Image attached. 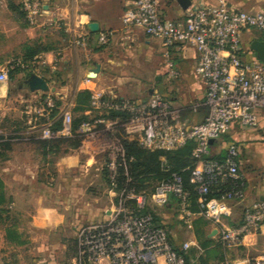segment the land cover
Instances as JSON below:
<instances>
[{
    "label": "built area",
    "instance_id": "obj_1",
    "mask_svg": "<svg viewBox=\"0 0 264 264\" xmlns=\"http://www.w3.org/2000/svg\"><path fill=\"white\" fill-rule=\"evenodd\" d=\"M168 1L128 0L122 24L127 31L139 28L163 41L169 76L180 75L170 56L171 48L189 46L197 51L196 75L206 85V96L189 109L198 113L206 108L205 120L192 123L185 117L183 108L166 101L158 91L142 99L92 92L86 114L96 113L99 118L83 122L79 131L88 136L94 134L93 128L99 124L107 125L108 129L121 128L122 137L149 151H175L195 142L192 157L196 164L191 184L199 195L200 211H192L191 193L177 173L158 182L151 194L138 190L137 182L129 173L126 151L118 141L105 163V171L119 206L107 221L79 229L76 264H193L189 258L192 243L175 244L154 208L172 206L187 223L195 216L216 223L220 217L219 201L245 200L243 182L229 189L222 188L227 181H242L239 144L232 142L222 149L221 154L225 151L222 160L214 158L213 153L218 143L224 142V135L236 126L253 129L260 124L264 112V61L245 50L244 34L256 29L264 38V12L237 9L227 0L215 3L192 0L181 16L172 19L161 10L162 4ZM22 6L31 25L45 13L42 0H24ZM113 34L112 31L100 33L99 45H108ZM88 42L89 37L81 35L73 43L83 47ZM8 78V70L0 72V82ZM56 104L55 97L46 96L34 109L43 120L41 137L45 140L72 135L73 117L69 110L61 115L62 130L53 131L52 113ZM111 114H117V119L107 118ZM215 192L221 196L209 198ZM148 201L153 204L149 208ZM263 229L264 199L245 210L241 223L225 228L219 234V241L227 249L244 246L247 236ZM251 264H264V260L253 259Z\"/></svg>",
    "mask_w": 264,
    "mask_h": 264
},
{
    "label": "crops",
    "instance_id": "obj_2",
    "mask_svg": "<svg viewBox=\"0 0 264 264\" xmlns=\"http://www.w3.org/2000/svg\"><path fill=\"white\" fill-rule=\"evenodd\" d=\"M42 1L45 13L36 24L28 26L26 34L31 44L42 45L45 50L30 58L25 62L27 65H22L21 68L44 77L54 91L33 94L32 96L36 97L35 103L43 96H53L63 104L72 91V105L76 107L77 94L82 90L126 99H142L146 85L152 77L161 81L163 74L169 75L163 41L146 35L139 28L130 31L124 29L122 17L128 0ZM227 1L231 6L247 12H264V0ZM175 4H178L177 0L163 3L161 7L163 14L167 16ZM91 23L99 25V32H92ZM106 31H112L114 34L108 45L101 46L98 43V36ZM81 35L89 37L88 44L83 47L73 43ZM256 40H264L258 30L251 29L245 32L244 48L250 56H257L251 50V44ZM169 52L180 72L179 89L183 92L175 97L171 104L177 106L184 104V100L187 99L205 98L206 85L196 75L197 51L189 46H176ZM97 67L99 73L90 79L89 73ZM154 71L165 73L154 75ZM149 91L151 94L157 90L150 88ZM8 97L9 87L3 86L0 91V102ZM61 108L63 109V106ZM207 113L208 110L204 108L198 113L191 112L187 119L192 123H201ZM253 129L254 131L264 129V112L261 114L259 126ZM255 135L262 137L258 132ZM39 139L43 138L39 136L37 140ZM88 144L85 142L84 146L72 152L59 150L50 152L44 149V166L41 169L30 164L22 166L23 171L28 173L22 179L23 202L28 205L25 211L30 213L31 222L38 229L36 232L32 225L29 235H25L22 242L35 244L37 264L61 263L65 258L64 252L68 249L66 238L73 236L74 226H79L86 220H94L95 223L106 221L115 210L112 197L114 194L108 190L109 196L105 201L102 200V208L87 207L86 204L91 202H86L83 187L92 180H85L80 174L73 176L81 170V172L89 171L91 168L100 170L99 159ZM221 144L222 142L215 147L213 156L221 154V150L218 149ZM261 149H264V145L249 147L245 156L240 155V176L244 184L245 200L219 201L218 222L195 216L187 223L175 212L176 222L184 227L187 233L186 237L181 238L185 234L181 235L178 229L171 228L169 230L171 239L177 245L192 243L190 257L193 264H251L254 259L252 255L258 254L255 258L264 260V229L256 235L247 236L244 246L227 249L219 241V234L225 228L241 223L245 210L253 203L264 199V153L260 154ZM82 159H86L87 166L80 165ZM90 161L93 163L89 164ZM93 181L97 185L103 184L97 175ZM81 192L84 195H81ZM171 200V203H174L173 198ZM63 201L71 202L73 206L74 215L71 219L65 217L66 202ZM169 208L175 209L172 206Z\"/></svg>",
    "mask_w": 264,
    "mask_h": 264
},
{
    "label": "rangeland",
    "instance_id": "obj_3",
    "mask_svg": "<svg viewBox=\"0 0 264 264\" xmlns=\"http://www.w3.org/2000/svg\"><path fill=\"white\" fill-rule=\"evenodd\" d=\"M23 2L24 0H0V72L8 70L9 77L8 81L0 82V91L3 86L8 85L9 87L8 99L0 102V178L5 185L6 196L9 200L5 207L0 208L2 209L0 215V264L38 263L37 252L34 251L35 244H24L22 242V238L25 235H29V230H31L32 225L34 230L36 232L38 231L31 222L32 216L28 211H25L28 205L23 202L24 184L22 179L27 176L28 173L23 171L22 166L30 164L41 169L44 166V149L51 152V150L43 147L42 143L37 140V137L42 135L43 120L37 117L34 110L46 96H43V98H40L39 101L35 103L36 97L32 96L35 93H31L25 86L21 87L24 81L30 76V72H33L18 70H22V65H27L25 62L28 48H44L42 45L31 44L30 41H28L26 29L29 23L21 11ZM180 14H182V9L178 4H175L171 7L167 17L175 19L179 17ZM158 73L163 74L165 72L154 71V75ZM179 84L180 75L178 77H172L163 74V79L161 81H157L152 77L144 90V98L150 96V88H155L166 101L172 103L175 97L183 93L179 89ZM72 94L73 92L70 91V96L61 104L63 109H60L57 118L60 119L63 111L68 110L71 111L73 120L81 115L75 111V107L72 105ZM198 100H194L193 98L187 99L186 101L184 100V104L175 107L183 108L185 117H187L191 113L189 107ZM96 116L97 114L93 113L89 116L90 118L87 122H90ZM97 118L99 117L97 116ZM252 132L261 133L262 137ZM78 133L81 135L79 138L75 137L73 134L71 136H61L60 138L66 137L68 140L53 151L72 152L84 146L85 142L86 144L90 142L88 145L90 149H93V153H95L99 159L98 165L100 170H94V168L86 172H81V170L80 172H76L73 176H79L80 174L85 180H92L83 187L86 194V202H91L87 203L86 206L89 208H102V200L105 201L111 192L110 184L106 176L105 163L110 158L109 156L118 141L121 142L123 131L121 128L108 129L107 125L99 124L94 126L93 135H82L79 130ZM79 139L81 140L80 147L74 148V145L78 144L79 141L77 140ZM231 142L238 143L241 154L245 156L249 147L264 145V129L254 131V129L251 128L236 126L233 130L224 135V142L221 146H218V149L222 150L227 148ZM259 151L260 154L264 153V149ZM92 163L93 161L89 162V164ZM80 165L87 166L86 159H82ZM96 175L101 179L103 184L97 185L94 183L93 178L95 179ZM154 185L155 180L148 181L141 190L151 194ZM107 190L109 193H107ZM81 195H84V193L81 192ZM110 196L112 195L110 194ZM112 197H114L115 209H117L119 206L117 196L114 195ZM95 198H97V200H93ZM63 202H66L64 204L65 217L71 219L74 215L73 206L71 202ZM152 205L151 201H148L147 207L149 208ZM154 209L160 220L164 222L169 230H171V228L178 229L181 235L185 234V236H181V238L186 237L187 230L181 227L175 220L177 216L175 214V209L169 207ZM94 223V220H86L81 225L73 227V236H68L66 238L68 249L64 252L65 258L61 263L56 264H76L77 235L79 229ZM8 228H12L13 231L17 233L16 235L20 233V235L17 236L18 242L17 240L16 242L8 240ZM182 244L183 243L179 244V246ZM241 250L243 251V249ZM243 252H240V254ZM252 256L254 260L256 259L255 257H257L255 255Z\"/></svg>",
    "mask_w": 264,
    "mask_h": 264
},
{
    "label": "trees",
    "instance_id": "obj_4",
    "mask_svg": "<svg viewBox=\"0 0 264 264\" xmlns=\"http://www.w3.org/2000/svg\"><path fill=\"white\" fill-rule=\"evenodd\" d=\"M21 11L25 19H27L26 13L23 10V6L21 8ZM27 22L29 23L28 20ZM44 50L45 48H41V47L40 48L29 47L27 50L26 61H28L30 58H33L34 56H36L37 54H39ZM18 70L29 71V69H22V70L18 69ZM91 97H92V92L89 90H82L77 94L75 111L78 113L80 112L81 115L78 118L74 119L72 123V134L75 135V137L77 138L81 137V135L78 133L80 126L82 125L83 122L88 121L90 118L89 115L86 114V112L89 111ZM60 107H61V103L57 102L56 109H54L52 113V116L55 118V123L52 128L53 131H60L63 128L62 118L60 119L57 118L60 113ZM117 117H118L117 114H111L107 118L115 120L117 119ZM67 140L68 138L62 137L51 141L39 139V142L42 143L43 147H45L46 149L53 151L55 148L57 149L58 146H61V144ZM77 141L79 142L78 144L74 145V148L80 147L81 140L79 139ZM121 142L126 151V159H127V165L129 167L130 176L134 178L135 182H137L138 190H141L144 187V185L148 183V181L155 180V185H156L158 182L166 178H169L171 174L177 173L182 177L185 189L191 193L192 211L193 212L200 211L198 204L199 195L195 190V186L191 184V174L196 164V160L193 159L192 157V153L196 145L195 142L193 141L189 142L183 148L175 151H149L143 149L137 142L130 141L128 139H125L124 137H122ZM223 153H225V151H223ZM223 153L214 156V158L218 160H222L224 155ZM165 169L168 170L166 171ZM120 173L122 175L121 180H123L124 178L123 167L120 169ZM241 182L242 181L239 182L227 181L222 185V188L229 189L235 186H239ZM220 196L221 193L215 192L211 194L209 198H213V197L215 198ZM8 202L9 200L6 196L5 185L0 178V208L5 207ZM1 210L2 209H0V215L2 212ZM16 234L17 233L13 231L12 228L7 229V238L9 240L16 242V240L18 239L17 236L19 235ZM18 241L19 240H17V242ZM189 258L191 259L190 256Z\"/></svg>",
    "mask_w": 264,
    "mask_h": 264
},
{
    "label": "water",
    "instance_id": "obj_5",
    "mask_svg": "<svg viewBox=\"0 0 264 264\" xmlns=\"http://www.w3.org/2000/svg\"><path fill=\"white\" fill-rule=\"evenodd\" d=\"M178 4L182 8L183 11H185L192 3V0H177ZM90 29L92 32H99V25L97 23H91L90 24ZM251 50L257 54V57L264 61V40H256L253 41L251 44ZM99 73V67L93 69L89 73V78L93 79L97 76ZM26 87L29 89L31 93H37V92H42V93H48L50 91H54L48 83V81L36 74V73H31V75L24 81V83L21 85V87ZM214 141H211L210 143L213 144Z\"/></svg>",
    "mask_w": 264,
    "mask_h": 264
}]
</instances>
